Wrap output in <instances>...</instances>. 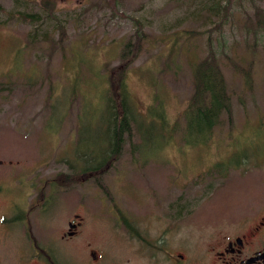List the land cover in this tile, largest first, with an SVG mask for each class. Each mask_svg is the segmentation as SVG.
<instances>
[{
	"label": "rangeland",
	"instance_id": "1",
	"mask_svg": "<svg viewBox=\"0 0 264 264\" xmlns=\"http://www.w3.org/2000/svg\"><path fill=\"white\" fill-rule=\"evenodd\" d=\"M212 2L0 0V210H26L56 264H220L264 219V0ZM137 37L124 82L142 118L161 99L165 123L143 122L142 138L131 124L120 155L84 176L108 150L100 87ZM209 47L232 108L195 146L179 127Z\"/></svg>",
	"mask_w": 264,
	"mask_h": 264
},
{
	"label": "trees",
	"instance_id": "2",
	"mask_svg": "<svg viewBox=\"0 0 264 264\" xmlns=\"http://www.w3.org/2000/svg\"><path fill=\"white\" fill-rule=\"evenodd\" d=\"M211 1L213 2L207 7V9H215L219 12V5L222 4V1L224 0ZM224 2L225 4L221 5L222 9H229L228 4L230 0H226ZM44 7H46L49 11H52L53 9L52 5L48 6L46 3L44 4ZM214 14L217 13L214 12ZM257 24L258 27L264 26V21H258ZM136 40L138 41L135 44L136 47L134 46L131 51V48L129 47L130 42H127L125 45L120 66L112 68L107 88L103 89L100 87L104 96V122L107 123V129L105 131L107 132L108 150L105 155L100 156L99 158L92 157L93 159L89 161L91 163H88L82 168L83 170H81L82 173H85L84 176H87V174H94L98 171H103L104 167L111 159H116L120 155L123 148L124 136L125 134L129 135L131 132V124L135 123L137 125L139 136L142 138L144 133L140 127L143 122L156 124V119H158V125L162 127L161 122L165 121L161 99L158 100L159 102L157 101L158 103H154L149 108L148 118L146 119L145 117L142 118L139 114H137L127 91L124 82V75L127 68L137 55V45L140 44L139 37H137ZM192 73V92L189 96L187 106L182 114L184 120L183 125L179 128L181 129L180 132L183 131L186 135L195 136L196 140H198H195L194 145L197 146L204 145L208 142V140H210L214 127L220 125L222 121V115H228L231 113L232 102L227 83L218 63L216 53L212 47L208 48L206 55H204L199 61L194 62L192 65ZM245 74L247 75V79H250L248 72ZM230 118L231 115L229 119ZM162 135L164 136V142H167L169 140L168 139L166 141L165 139L167 134L162 133ZM182 141H184V139H182ZM135 148H138V145L134 147V149ZM85 159L87 160L86 156ZM217 165L218 164H215V166ZM215 170L221 172L219 168Z\"/></svg>",
	"mask_w": 264,
	"mask_h": 264
},
{
	"label": "flooded vegetation",
	"instance_id": "3",
	"mask_svg": "<svg viewBox=\"0 0 264 264\" xmlns=\"http://www.w3.org/2000/svg\"><path fill=\"white\" fill-rule=\"evenodd\" d=\"M37 5L42 4L39 2L35 4ZM41 8L48 11L44 6ZM27 213L26 210H21L14 204H10L8 209L0 210V264H56L50 245L34 232L33 221ZM75 218V221L67 222L68 230L60 235V239L72 237L77 233L81 221L77 214ZM17 222L22 223L18 238L11 236L12 225ZM262 225H264V219L254 227V230L249 231V235L244 233L228 240L223 251L217 252V258L222 262L220 264H245L248 259L254 257L257 258L250 264H264V240L261 237L264 226ZM254 241H259L260 244L252 248L251 244ZM246 247L249 251L247 254ZM91 256L94 259L97 258L95 251H91Z\"/></svg>",
	"mask_w": 264,
	"mask_h": 264
},
{
	"label": "water",
	"instance_id": "4",
	"mask_svg": "<svg viewBox=\"0 0 264 264\" xmlns=\"http://www.w3.org/2000/svg\"><path fill=\"white\" fill-rule=\"evenodd\" d=\"M93 256H94V254H93ZM257 257H254V258H250V259H248L246 262H245V264H250L252 261H254L255 259H256Z\"/></svg>",
	"mask_w": 264,
	"mask_h": 264
}]
</instances>
